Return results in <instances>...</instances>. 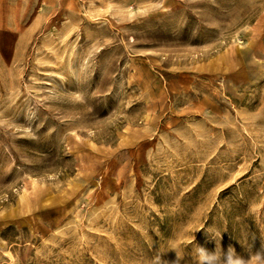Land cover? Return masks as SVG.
<instances>
[{"label": "rangeland", "instance_id": "obj_1", "mask_svg": "<svg viewBox=\"0 0 264 264\" xmlns=\"http://www.w3.org/2000/svg\"><path fill=\"white\" fill-rule=\"evenodd\" d=\"M230 259L264 264V0H0V264Z\"/></svg>", "mask_w": 264, "mask_h": 264}, {"label": "clouds", "instance_id": "obj_2", "mask_svg": "<svg viewBox=\"0 0 264 264\" xmlns=\"http://www.w3.org/2000/svg\"><path fill=\"white\" fill-rule=\"evenodd\" d=\"M199 251H200L201 253H204L206 250L203 249L202 247H200V248H199ZM178 258H179V256H178ZM228 264H242V261L239 260V259H237V260H232V259H230V260L228 261Z\"/></svg>", "mask_w": 264, "mask_h": 264}]
</instances>
